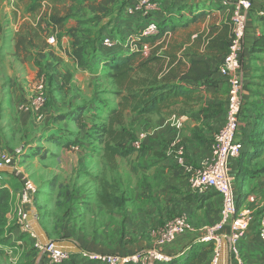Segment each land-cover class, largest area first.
<instances>
[{
	"label": "rangeland",
	"instance_id": "1",
	"mask_svg": "<svg viewBox=\"0 0 264 264\" xmlns=\"http://www.w3.org/2000/svg\"><path fill=\"white\" fill-rule=\"evenodd\" d=\"M217 1L213 0L214 6ZM91 4L90 0H0V162L12 157L10 166L20 182L10 213L15 229L0 253V264L42 261L41 241L20 214H28L32 207L52 240L70 239L81 246L78 264H108L91 257L101 255L119 256L122 264H129L126 259L135 255L149 257L150 250L158 249L161 229L180 215H164L171 212L175 187L162 175L166 169L157 165L158 154L167 148L157 137L156 114L127 113L126 126L131 132L128 144L139 140L141 147L132 148L126 156L109 157L104 138L95 129L120 100L109 76L111 71L99 57L108 51L102 38L113 37L119 40L117 47L124 49L134 45L130 36L135 29H127L133 15L126 13L125 0H116L104 13L93 11ZM59 18L63 23L57 22ZM229 20H233L232 10ZM202 24L203 19L191 26H178L153 45L160 46V53L193 54L196 44L192 34L201 30ZM87 28L93 30L92 38H99L100 52L95 55V51H88L90 67L82 69L70 54L72 32L82 36V29ZM19 36L31 37L37 43L45 40L48 47L43 53L38 48L29 53L23 44L18 55ZM52 36L54 42L49 41ZM63 37L70 40L69 49L62 47ZM40 92L43 102L39 101ZM258 131L254 133L262 137L264 127ZM102 180L110 182L125 198L123 206L109 209L99 201ZM27 181L34 189L31 201L24 203ZM201 219L192 224L200 228L204 225ZM199 235L185 232L171 244L176 250ZM208 236L207 230L203 231L202 237ZM211 241L216 244L215 238L201 243ZM215 254L216 249L206 264H214Z\"/></svg>",
	"mask_w": 264,
	"mask_h": 264
},
{
	"label": "crops",
	"instance_id": "2",
	"mask_svg": "<svg viewBox=\"0 0 264 264\" xmlns=\"http://www.w3.org/2000/svg\"><path fill=\"white\" fill-rule=\"evenodd\" d=\"M194 1H199L198 4L202 2L199 11L205 9L209 12L203 18L204 24H202L203 27L200 25L201 30L199 29L192 34V40L196 43L194 53L201 55V57H209L215 68L218 65L215 58L212 54L205 53V39L210 34L211 39L218 37L223 31H226V40L230 38L229 14L231 15L232 6H214L213 0H161V9L154 15V18L160 22L172 12L174 16H177V13L182 15L183 22H186L190 17L191 5ZM229 1L233 4L237 0ZM251 1L252 6L246 13L247 32L243 44L242 68L240 70L243 82L244 107L240 116L238 139L242 142L243 148L241 156L232 160L229 168L234 174L233 187L237 195L238 207L240 210L250 208L252 211L251 223L240 241L243 258L249 264H264V241L258 235V218L264 209V143L254 145L250 142L252 133L264 127V39H261L264 36V0ZM211 15L212 18H215L211 19ZM131 17L132 24L127 26V29L130 30L139 29L147 22L145 18L140 16ZM209 19H211L210 22ZM199 22L201 20L191 23L189 26ZM198 35L202 38L196 41ZM63 41L62 47L69 49L70 40L64 38ZM192 57L196 56L192 54L190 59ZM211 81L207 85H201L200 98L187 102L181 100L161 114H156L157 137L166 144L167 148L162 154H158L157 165L166 169L167 173L162 175L168 176L172 187H175L173 196L170 194L173 199L171 212L165 211L164 215L167 218L177 214H185L193 224L202 217L200 222H204V225L200 228L195 226V233H200V235L199 240L194 244L204 241L203 231L211 224L207 209L220 210L221 208V196L219 194L211 192L205 196H199L191 191L188 183L189 172L200 167L211 156L213 138L225 119L228 83L218 70ZM259 139L264 141V135ZM168 143H171L170 146ZM177 144L183 145L186 149L184 164L177 160L175 146ZM162 147L165 148L164 145ZM171 147L174 149L171 150ZM221 234L228 236L229 228L226 227L225 230L221 231ZM173 245L168 244L161 247V250L175 253L183 248L178 243L177 245L181 247L175 250Z\"/></svg>",
	"mask_w": 264,
	"mask_h": 264
},
{
	"label": "trees",
	"instance_id": "3",
	"mask_svg": "<svg viewBox=\"0 0 264 264\" xmlns=\"http://www.w3.org/2000/svg\"><path fill=\"white\" fill-rule=\"evenodd\" d=\"M71 1L76 2L80 0ZM90 1L93 3L91 4L93 11L104 13L107 11L108 6L116 0H102L101 2L98 0ZM198 2L194 1L192 3V11L186 22H183L181 18L182 15L179 14L174 16L172 12L165 16V19L160 20V22L154 18V15L158 11L151 13L145 18L147 21L149 19H154L159 25L157 34L140 37V39L135 41V44L138 45L143 43L150 44L152 52H149V55H145L143 52L133 49L131 46H127L124 49L118 48L117 46L108 48V51L102 53L103 56L99 55V57L103 59L102 62L111 71L109 76L113 79L116 86L114 92L120 97L117 105L109 108L106 121L95 128L97 133L104 138L105 151L109 157L112 158L116 155L126 156L132 152V148H136L133 143L132 146L130 143L128 144V139L131 137V132L126 126V116L128 112L145 116L161 114L166 109L181 102V100L187 102L192 99L200 98L199 92L201 91V85H207L212 82L211 79L213 75L218 70L219 64L230 48V40L229 38H227V40L225 38L226 31H223L218 37L212 39L210 38V34L206 36L205 39V53L213 55L215 62L218 63L215 68L213 62L207 56L201 57V55L193 53V56L196 57L190 59V55L192 54L189 53L181 55L171 51L160 53V46L154 47L153 45L158 39H162L167 32L176 31L178 26L187 27L191 23L202 20L209 14L205 9L199 11L201 7L200 3L202 2L199 4ZM129 3L130 0H125V8ZM217 5L223 7L232 6V4L225 6L222 4V0H220ZM57 22L60 24L63 23L62 18L57 19ZM142 28L143 27L135 29V32L132 31L130 36L131 39L133 36L138 35ZM82 31L84 33L82 36H79L77 31L72 32L73 41L71 56L80 68L88 69L90 67V62L87 58L89 52L95 51V55L100 52L99 38H92L91 33H93V30L91 29H82ZM201 38L202 36L198 35L196 41L201 40ZM261 39L263 40L264 36H262ZM23 44H25L24 46L29 53H31L32 48H38L39 52L43 53L47 47L45 40L41 43H37L31 37L27 39L25 36H19L16 41L18 55L20 54V47ZM242 113L243 108L241 115ZM258 133L260 132L258 131ZM56 141L62 144L59 138H57ZM250 142L254 145H261L264 143L263 140L257 137L256 133H252ZM17 181L18 179H16L15 172L12 174L9 172H0V253L4 252L6 245L9 243V235L15 229L10 220V213L13 208L14 195L20 189V182ZM53 184L52 187L54 186ZM102 184L103 187L98 192L99 201L109 209L123 206L125 198L116 193L111 183L102 180ZM211 192L213 191L205 192L199 196H205ZM207 211L210 214V223L214 225L220 219V210L208 208ZM212 212L215 213V217L212 216ZM198 238V236H195L189 239L178 252H166L172 256V259L158 264H206L211 259V255L217 246L213 241L206 243H201L203 241H200L194 244L198 241ZM79 257L80 255L78 254H72L69 259L59 264H78ZM92 263H94V261L86 263L81 262V264Z\"/></svg>",
	"mask_w": 264,
	"mask_h": 264
},
{
	"label": "built area",
	"instance_id": "4",
	"mask_svg": "<svg viewBox=\"0 0 264 264\" xmlns=\"http://www.w3.org/2000/svg\"><path fill=\"white\" fill-rule=\"evenodd\" d=\"M222 4L229 5L232 3L229 0H222ZM251 6V0H237L232 4L233 20L231 22L229 38L230 48L218 66V72L225 78L229 87L225 119L214 136L211 144V156L203 162L200 167L191 170L188 176L189 186L194 194L201 195L205 192L213 191L221 196L220 219L214 225L207 227L206 230L209 236L203 238L204 241L211 238L216 239L217 247L214 264L222 240L221 231L226 227L229 228L228 241L230 261L228 264H249L246 263L243 258L240 241L251 223L252 211L250 208L240 210L238 207V199L233 187L234 174L231 172L229 164L232 160L240 157L243 148L242 142L238 139L240 116L244 104L242 97L243 82L240 76V70L242 68L243 44L247 32L246 13ZM160 9L161 0H130V4L126 7V13L133 16L147 18L151 13L159 11ZM158 31V22L154 19H149L141 29L140 33L132 37L134 45L131 47L148 55L151 50L150 44L143 43L138 45L135 44V41L140 39V37L157 34ZM49 41L54 42L55 37L52 36ZM102 44L104 47L113 48L119 45V40L106 36L103 38ZM41 87L42 86H40V88ZM39 101H45L43 92H40L39 94ZM133 145L136 148H140L141 142L139 140L135 141ZM175 146L177 160L179 163L184 164L186 149L181 144ZM12 163L13 158L9 156L0 162V167L10 166ZM26 186L27 188L23 192L24 203L31 201L30 192L34 189L33 184L30 181L26 182ZM20 214L23 216L26 223L27 213L20 211ZM26 226L29 227L27 224ZM195 231L196 228L187 215H177L161 229L157 242L158 249L150 250L149 257L135 255L126 259L125 263L158 264L160 262L170 261L172 256L162 251L161 247L171 244L182 233ZM32 233L34 234L33 231ZM215 233L219 234L213 236ZM258 235L259 238L264 241V209L258 218ZM40 244L43 247L45 254L40 264H59L69 259L72 255L62 252L52 243L47 245ZM91 257L103 259L108 264L124 263V260L116 255Z\"/></svg>",
	"mask_w": 264,
	"mask_h": 264
},
{
	"label": "water",
	"instance_id": "5",
	"mask_svg": "<svg viewBox=\"0 0 264 264\" xmlns=\"http://www.w3.org/2000/svg\"><path fill=\"white\" fill-rule=\"evenodd\" d=\"M0 172L14 173V168L11 166L0 167ZM36 209L33 207L27 214L26 224L29 228L39 237L42 244H54L58 249L64 253L80 254L82 253L81 246L70 239L52 240L44 227L42 226L38 217L35 216ZM230 261V250L228 236L222 234V240L220 242V249L215 264H228Z\"/></svg>",
	"mask_w": 264,
	"mask_h": 264
}]
</instances>
